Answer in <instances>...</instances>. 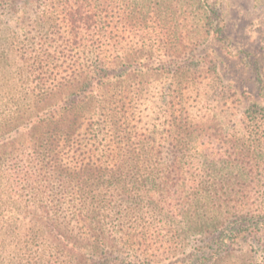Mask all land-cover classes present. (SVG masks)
<instances>
[{"label": "rangeland", "instance_id": "rangeland-1", "mask_svg": "<svg viewBox=\"0 0 264 264\" xmlns=\"http://www.w3.org/2000/svg\"><path fill=\"white\" fill-rule=\"evenodd\" d=\"M61 4L62 0H40L27 11L22 26L11 7L0 8V126L18 108L30 113L36 109L45 119L68 107L73 94L68 91V56L84 55L70 45L65 23L57 28L39 23L46 14L57 15ZM93 9L115 15L112 45L117 67L111 76L118 93L130 95L122 101L128 109L124 124L128 134L121 136L119 146L109 148L140 157L135 168L143 176L167 170L175 155L184 159L190 173H220L224 182L228 179L242 190L234 195L239 211L264 215V0H93ZM89 57L83 63L94 64L95 55ZM185 114L190 123L209 131L199 132L195 144L182 148L175 119ZM18 133L15 127L0 130V155L7 153L6 160H0L6 189L13 183L9 174L23 170L33 155L32 143ZM90 138L78 137L73 151L93 155L97 161L104 151ZM56 145L53 155L61 172H50L32 184L34 191L15 197L12 220L8 207L0 209V264L66 263L61 251L68 247L59 245L63 236L80 233L67 208L79 198L68 194L66 170L74 153H68L67 140ZM208 180L218 182L214 175ZM34 204L63 207L47 214L41 208H27ZM160 218L146 212L115 223L123 259L190 264L205 241L183 233L178 223L172 231L160 230L164 225ZM143 227L151 228L147 245ZM134 228L139 237L131 241L127 234ZM229 255L220 264H264V240L244 233Z\"/></svg>", "mask_w": 264, "mask_h": 264}, {"label": "trees", "instance_id": "trees-1", "mask_svg": "<svg viewBox=\"0 0 264 264\" xmlns=\"http://www.w3.org/2000/svg\"><path fill=\"white\" fill-rule=\"evenodd\" d=\"M39 2L0 0V8L5 5L11 7L22 26L26 22L27 11L33 10ZM72 2L62 0V9L57 15L46 14L39 22L54 28L59 27L60 22L65 23L69 27L70 45L84 55L76 59L72 54L68 56L71 62L68 91L73 92L71 96L69 94L68 107H60L54 115L45 119L39 117L36 109L30 113L27 109L18 108L0 126V130L4 131L17 128L20 137H26L32 143L30 149L33 150L32 157L25 161L26 167L9 174V180H13V183H9L7 189L2 186L1 180L5 177L0 167V209H10L8 220H12L16 213L15 197H20L24 191H34L32 184L40 182L50 172H61L60 161L53 155L57 148L56 141L67 140L70 153L77 138L89 134V141L102 145L104 154L94 161L93 155L77 150L73 151V161L68 163V194L78 197L79 201L69 202L67 208L71 223L79 228L80 233L76 237H62L65 241L59 247H68V251H61L66 259L65 264H151L149 258L136 261L123 259L117 250L119 231L115 223L131 221L133 217L146 212L152 213L153 219L161 217L164 225L160 230L172 231L178 223L183 233L199 236L205 241V245L192 254L190 264H220L226 261L232 246L244 233L264 240V215L239 211L238 206L233 204L234 195L242 190H237L228 179L224 182L220 173H190L183 166L184 159L175 155L167 170L159 172L155 169L143 176L135 168L140 157L116 152L119 147L115 151L109 148L111 144L119 146L121 136L128 134L124 128L128 109L122 101L130 98L128 93H118L111 76L117 67L112 45L116 31L115 15L107 10L93 9V0H77L70 7ZM89 55H95L94 64L83 63L90 58ZM183 116L186 114L181 115V122V117L175 121L180 126L179 142L185 148L196 143L199 132L206 133L209 129H201ZM6 155L1 154L0 160L4 162ZM188 157L194 160L191 155ZM40 165H46L44 170L36 168ZM212 175L215 182L218 180L216 184L209 183L208 177ZM14 181H20V184ZM175 194L178 195L177 199ZM30 207L41 208L51 214L63 206L34 204L27 208ZM150 229H142L144 245L151 237L148 235ZM55 230L62 232L57 226ZM134 230L127 234L131 241L139 237L138 228ZM31 264H40V261L35 260Z\"/></svg>", "mask_w": 264, "mask_h": 264}]
</instances>
